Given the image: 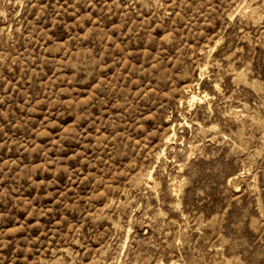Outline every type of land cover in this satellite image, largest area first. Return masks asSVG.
<instances>
[{"label": "rangeland", "instance_id": "1", "mask_svg": "<svg viewBox=\"0 0 264 264\" xmlns=\"http://www.w3.org/2000/svg\"><path fill=\"white\" fill-rule=\"evenodd\" d=\"M0 264H264V0H0Z\"/></svg>", "mask_w": 264, "mask_h": 264}]
</instances>
